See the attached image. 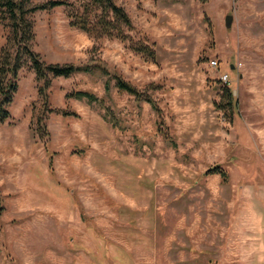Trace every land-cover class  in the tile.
Wrapping results in <instances>:
<instances>
[{"label": "rangeland", "instance_id": "1", "mask_svg": "<svg viewBox=\"0 0 264 264\" xmlns=\"http://www.w3.org/2000/svg\"><path fill=\"white\" fill-rule=\"evenodd\" d=\"M114 1L153 61L71 27L63 5L27 14L45 62L89 69L52 78L49 106L77 116L47 113L44 135L34 72H18L19 164L0 152V264H264V0ZM11 35L2 18L0 48ZM222 74L229 113L215 107Z\"/></svg>", "mask_w": 264, "mask_h": 264}, {"label": "trees", "instance_id": "2", "mask_svg": "<svg viewBox=\"0 0 264 264\" xmlns=\"http://www.w3.org/2000/svg\"><path fill=\"white\" fill-rule=\"evenodd\" d=\"M31 0H0V9H2L0 21L7 19L11 31V37L7 39L5 45L0 48V123L11 119L9 106L13 101L18 87V72L29 63L34 72V78L37 82L38 96L43 100L42 114L37 117V124L42 126L41 134H47L44 128L43 119L47 113H60L64 116H77L75 111L51 108L48 101V91L51 86V80L55 77H69L77 71H87L88 66L74 65L72 63H47L32 49L34 39L33 22L27 17V14L35 10H48L56 6L66 7L68 24L71 27L83 31L93 38L106 37L109 39H118L128 41L129 48L140 54L146 60L153 61L155 52L152 45L133 41L130 39L127 31L132 28L131 20L122 6L115 3L114 0H79L78 5H74L66 0H47L45 2L27 6ZM205 2L206 0H199ZM115 78V87L119 91L135 95L149 102L152 107L158 111L153 100L143 95L142 92L131 86L118 76ZM222 84V97L215 107L222 112H231L233 108V95L226 83ZM67 98L86 99L88 102H96L98 98L86 90H71L65 94ZM231 120V115H227ZM161 133L171 141L169 134L159 128ZM38 131V130H37ZM207 173L218 174L223 181L227 179V172L220 165H214L207 169ZM2 206L0 205V211Z\"/></svg>", "mask_w": 264, "mask_h": 264}, {"label": "crops", "instance_id": "3", "mask_svg": "<svg viewBox=\"0 0 264 264\" xmlns=\"http://www.w3.org/2000/svg\"><path fill=\"white\" fill-rule=\"evenodd\" d=\"M12 107H15L12 109ZM11 116L15 119H9L0 123V152L4 150V155L1 161L11 164H19V80L17 91L13 101L9 106ZM15 112V114L13 113ZM11 117V118H12Z\"/></svg>", "mask_w": 264, "mask_h": 264}, {"label": "built area", "instance_id": "4", "mask_svg": "<svg viewBox=\"0 0 264 264\" xmlns=\"http://www.w3.org/2000/svg\"><path fill=\"white\" fill-rule=\"evenodd\" d=\"M209 65H210L211 67H216V65H217L216 60H214V59L209 60ZM220 79H221V81H222L223 83H226V81L228 80V75H227V74H222V75L220 76Z\"/></svg>", "mask_w": 264, "mask_h": 264}, {"label": "water", "instance_id": "5", "mask_svg": "<svg viewBox=\"0 0 264 264\" xmlns=\"http://www.w3.org/2000/svg\"><path fill=\"white\" fill-rule=\"evenodd\" d=\"M230 22H231V15H226L225 17V26H230Z\"/></svg>", "mask_w": 264, "mask_h": 264}]
</instances>
